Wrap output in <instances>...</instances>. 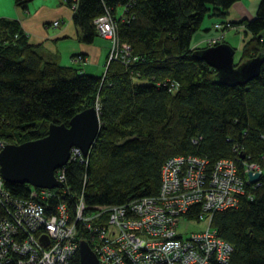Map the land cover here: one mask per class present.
Segmentation results:
<instances>
[{"label":"trees","instance_id":"16d2710c","mask_svg":"<svg viewBox=\"0 0 264 264\" xmlns=\"http://www.w3.org/2000/svg\"><path fill=\"white\" fill-rule=\"evenodd\" d=\"M29 1L13 4L24 12ZM237 1L62 0L76 7L78 42L91 46L98 39L93 21L108 10L120 43L130 46L135 63H109L103 82L102 74L89 76L80 66L45 60L18 21L0 19V142L40 140L51 124L68 127L84 109H99L100 132L90 154L84 163L75 159L65 166L64 188L55 191L51 205H66L72 216L80 198L86 212L94 213L156 196L161 169L173 157L206 159L208 169L226 159L240 171L243 162L255 163L261 167L258 183L245 186L247 196L239 197L238 207L216 214L211 223L218 238L233 246L228 264H264V62L244 86L220 85L216 71L194 56L202 48H193L191 40L205 19L225 24ZM258 4L252 21L230 24L243 26L249 37L241 63L264 58V0ZM125 6L120 21L116 14ZM5 186L20 199L35 189ZM198 210L187 218L195 220ZM77 227L78 242H88ZM71 264H80L78 254Z\"/></svg>","mask_w":264,"mask_h":264},{"label":"built area","instance_id":"2783aa9c","mask_svg":"<svg viewBox=\"0 0 264 264\" xmlns=\"http://www.w3.org/2000/svg\"><path fill=\"white\" fill-rule=\"evenodd\" d=\"M126 7L116 14L120 21L125 19ZM93 22L98 38L109 43L103 82L109 63L129 66L136 58L129 45L120 43L111 11L105 10ZM58 25L53 23L54 28ZM213 28L217 36L194 48L219 45L224 39L223 29H234L227 21ZM242 29L243 26L238 30ZM85 60L80 55L73 62L82 65ZM95 109L98 114V106ZM4 147L0 142V151ZM71 154L69 163L75 159L84 163L87 158L77 149ZM207 166L206 159L173 157L161 169V186L156 196L141 197L120 207L98 208L94 213L86 212L80 198L72 216L66 205L49 203L59 189H32L20 199L6 189L0 176V264H71L78 254L77 226L87 233L88 246L99 264H228L233 246L218 238L212 219L238 207L239 197L247 196L245 186L258 183L248 185L247 175H261V167L243 162L240 171L230 159L219 160L209 169ZM64 169L55 172L62 185ZM196 206L199 210L195 220H189L187 215ZM104 216L106 221L101 222ZM185 221L204 222L207 229L184 238L178 228Z\"/></svg>","mask_w":264,"mask_h":264},{"label":"water","instance_id":"95a60500","mask_svg":"<svg viewBox=\"0 0 264 264\" xmlns=\"http://www.w3.org/2000/svg\"><path fill=\"white\" fill-rule=\"evenodd\" d=\"M198 61L216 71L215 82L229 87L244 86L254 80L261 71L264 58L240 62L235 48L222 42L217 46L199 49L194 53ZM100 120L96 109L88 108L72 117L68 127L63 124L48 127L47 135L40 140L15 145H6L0 151V176L5 184L27 185L35 189H63L55 172L67 166L71 152L77 149L82 157H88L99 134ZM245 159V155H240ZM248 185L260 180V174L247 175ZM46 239L41 241L45 242ZM80 264H99L93 250L86 241L78 243Z\"/></svg>","mask_w":264,"mask_h":264},{"label":"crops","instance_id":"0c3cea01","mask_svg":"<svg viewBox=\"0 0 264 264\" xmlns=\"http://www.w3.org/2000/svg\"><path fill=\"white\" fill-rule=\"evenodd\" d=\"M4 2L5 0L2 2L0 0V7ZM259 2L260 0H238L228 11L226 21L230 24H238L242 20L252 21ZM1 17L18 21L24 34L28 36L29 44L38 47L39 55L45 60L53 61L63 67L79 68L80 66L82 72L89 76L99 77L103 73L109 55V43L99 38L91 46L78 42L77 30L72 23L73 12L63 4L62 0H31L24 12L15 7V11L2 13ZM206 21L199 32L191 38L193 48L218 34L212 25L219 21L214 18ZM57 22L59 25L54 28L53 23ZM238 33L240 34L237 39L241 42L240 35L242 36L245 31L242 29ZM227 38V42L232 43V38L235 39V36L231 34V37ZM80 55L86 59L82 65L73 62V59Z\"/></svg>","mask_w":264,"mask_h":264},{"label":"rangeland","instance_id":"374dc122","mask_svg":"<svg viewBox=\"0 0 264 264\" xmlns=\"http://www.w3.org/2000/svg\"><path fill=\"white\" fill-rule=\"evenodd\" d=\"M2 1L3 0H1V2ZM3 4L4 5H2V7H0V14L9 13V11H11V12L15 11V5L13 4V0H9L8 2H6V0H5V2ZM2 17L0 19H2ZM4 18H7V17H4ZM206 20L207 19L204 20L205 22H203L202 26L207 22ZM238 29H239V27H234L233 30H228L227 28H224L223 29V33H224L223 38L224 39L222 40L223 42L226 41V43H228L230 46L232 45L231 47L236 49L237 56L240 55L241 49H242L244 43L249 38L248 36H246L245 33H243L242 36L240 35V37H242V38H241V42H239V39H237V38H239V34L240 33H238V32L240 30H238ZM231 34L233 36H235V39L232 38V43H231V41L227 42V39H228L227 37L228 36L231 37ZM236 36H238V37H236ZM262 36H263V39H264V33L262 34ZM206 229H207V224H205L204 222L194 224V223L185 221V223L180 224V226L178 228V234H180V235L184 236V238H186V236H189L190 233H197V232H200V231H203V230H206Z\"/></svg>","mask_w":264,"mask_h":264}]
</instances>
